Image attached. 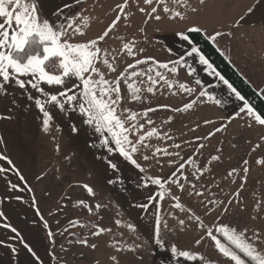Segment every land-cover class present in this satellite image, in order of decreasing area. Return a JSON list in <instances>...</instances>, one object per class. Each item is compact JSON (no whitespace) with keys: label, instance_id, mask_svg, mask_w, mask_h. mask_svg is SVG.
I'll return each instance as SVG.
<instances>
[{"label":"rangeland","instance_id":"1","mask_svg":"<svg viewBox=\"0 0 264 264\" xmlns=\"http://www.w3.org/2000/svg\"><path fill=\"white\" fill-rule=\"evenodd\" d=\"M251 1L204 0L201 4L200 0H187L185 6L167 0L170 9L180 11L186 18L169 19L161 4L158 6V14L162 17L160 21L138 10L144 7L150 11L151 7L157 6L155 3L145 5L144 0L130 1L126 12L121 14L126 18H122L116 30L100 42L101 59L96 64L109 81L107 87H111L121 71L125 72L120 83L122 99L116 105V111L122 118L136 114V120L125 121L126 127L129 124L137 126L135 129L129 127L128 131L129 139L138 148L133 157L149 178L159 177L163 182V187L158 185L156 219L159 217V238L163 240L164 247L154 246L157 238L155 231L149 240L135 237L131 233L134 229L127 228L128 221L116 212L110 220L98 226L108 231L90 235L87 245L79 244L81 247L77 248V242H73L70 236L65 237L62 244L66 252L63 255L55 253L51 264H205V261L209 264H234L223 257L216 250L214 242L205 235L207 229L214 230L218 225L244 231L257 251L264 253V164L257 163V160H264V126L246 112L240 113L243 102L237 100L217 76L204 70L206 66L198 62L196 54L185 55L191 46L175 35L177 31L191 26L200 27L207 38L216 31L224 33L211 42L264 97V26L258 23L259 27L254 30L253 27L249 30L241 26L242 22L250 19L249 12H244L250 8L247 5ZM193 8L195 12L191 10ZM257 20L262 21L263 18ZM128 21L130 28L124 25ZM233 23L235 29L227 37L225 32ZM94 34V30H87L86 39H94ZM123 43L134 44V56L122 50ZM182 55L184 60L180 64L169 63ZM149 56L161 63H169V68L175 67L177 71L159 68L156 63L146 60ZM104 59L117 68L116 73L108 70L103 64ZM136 59L145 60V63L129 69L127 65L135 64ZM149 67L152 69L150 72ZM132 71L146 74L131 76ZM157 71L173 85L171 88L165 81L152 84L148 80L149 75L157 79ZM128 83H132L139 92L129 90ZM181 83L193 91L181 90ZM148 87L153 88L152 93L147 92ZM201 91L207 95L200 96ZM134 94L139 95L140 99H133ZM209 96L215 99H209ZM217 99L221 101L220 104L215 103ZM192 101L195 103L186 111L172 110L183 108L185 103ZM148 108L155 111L145 115ZM124 109H128V112ZM148 120L152 123H147ZM206 120L210 123L206 124ZM152 128L156 129V134L147 136L146 133ZM141 135L145 136L143 141H139ZM156 149L166 150L171 155L156 152ZM144 156L149 159L145 160ZM213 156L219 159L213 160ZM182 162H185L183 174H178L177 183H172L169 177L177 172ZM245 168L247 172L243 171ZM233 169L235 171L229 175ZM176 204L181 207H176ZM196 217H199L198 221ZM181 220L185 222L183 226L179 224ZM96 230L97 227L93 228L91 233ZM218 233L214 232L215 235ZM255 233L260 234L259 240ZM202 236L201 244L196 245L195 240ZM173 243L181 250L199 253V257L191 261L179 257L170 259V245ZM93 244L99 246V251H92ZM137 245L140 247L136 248ZM132 248L136 250L129 251ZM113 256L117 258L116 261L110 259Z\"/></svg>","mask_w":264,"mask_h":264},{"label":"crops","instance_id":"2","mask_svg":"<svg viewBox=\"0 0 264 264\" xmlns=\"http://www.w3.org/2000/svg\"><path fill=\"white\" fill-rule=\"evenodd\" d=\"M121 3L123 0H38V11L41 20H54L58 28L68 22L73 28L79 25L84 35H75L73 42H83L87 30H94L96 34L92 38H96L117 14H123L117 8ZM247 6L253 11L241 26L249 30L259 27L258 23L264 26V0H252ZM6 7L11 9V5L6 4ZM3 19L6 18H0V22ZM120 21L110 30L111 34ZM124 25L131 27L129 21ZM233 27L234 23L231 34ZM230 29L225 32L227 37ZM23 79L27 82L29 77ZM0 83H3L2 78ZM79 83L70 80L68 86ZM40 87L49 95L65 90L64 86L42 82ZM81 90L75 87L69 94L79 96ZM37 97L52 117L47 131L43 126V113L35 106ZM59 99L65 103L63 109L54 106L48 96L27 83L24 89L14 81L0 89V156H7L12 162L0 159V168L7 170L0 173V212L4 214L0 217V240L4 241L0 244V264H51L55 253L66 252L62 244L64 238L71 237L80 228L76 220L81 217L97 218L84 240L92 235L93 228L110 220L116 212L134 226L131 233L135 237L149 240L154 235L158 185L152 184L144 172L115 151L116 146L107 132H96L95 123L84 122L87 117L80 113L77 102L69 104L64 98ZM9 182L17 188L11 190ZM85 185L93 190L91 194ZM142 204H147V208L139 207ZM4 224L18 230L23 242L33 249L39 260L23 247L20 239L13 238L15 234L3 227ZM49 231L52 238L48 236ZM8 244L17 249L16 253ZM75 244L81 247V243ZM95 250L99 251L98 245L92 248Z\"/></svg>","mask_w":264,"mask_h":264},{"label":"snow or ice","instance_id":"3","mask_svg":"<svg viewBox=\"0 0 264 264\" xmlns=\"http://www.w3.org/2000/svg\"><path fill=\"white\" fill-rule=\"evenodd\" d=\"M176 4L187 5V0H173ZM155 3L157 6L150 8V11H146V8L140 7L138 10L145 14L151 19L160 21L162 17L158 14V6L163 4V12L168 15L169 19L179 18L185 19V15L178 10L170 9L167 6V0H144L145 5H152ZM200 3L203 4L204 0H200ZM11 5V9L6 7ZM129 4V0H123V3L117 5L119 13H125L126 8ZM193 12L196 11L195 8L191 9ZM249 13L253 11L252 8L247 10ZM55 15V14H54ZM79 15V13L77 14ZM0 18L3 19L0 22V78H2L3 83H0V89H5L8 83L13 82L21 89H24L26 83L31 85V88L35 89L37 92L44 93L48 96V101L52 102L54 106L63 109L65 103H62L59 97L64 98L66 103L77 102L79 106V111L81 114L85 115L87 119L84 121L87 124L95 123L96 132H107L112 137V142L115 144L117 151L124 159L135 166L137 169H140L143 172V168L133 157V153L138 151L136 143H133L129 139L128 131L129 127L135 129L136 125L129 124L125 126V121L136 120V114L132 113L125 117H121L117 114L116 105L121 101V78L125 77V72L121 71L115 80L112 81L111 87L109 81L105 78L104 74L97 67L96 62L101 59L100 53L102 49L99 47V42L104 41L110 33V30L115 28L117 22L122 18L120 14H117L115 19L111 21L108 27L103 31L102 34L97 36L94 39H89L83 42H73L75 35H84L79 25L73 28V24L68 22L66 25L56 26L55 21H50L49 18H44L41 20L39 11H38V0H0ZM56 19H59L56 16ZM67 19V18H66ZM243 20V17H241ZM84 21H87V17L84 18ZM238 21L237 23H239ZM71 30V34H70ZM143 31L144 29H140ZM202 29L198 26H191L180 31H177L175 35L180 38L181 42H187L191 46V50L186 52L185 55L192 56L196 54L198 56V62L201 65L206 66L205 71L214 74L223 82V85L227 87L232 94H234L237 100L243 102V107L240 108V113H247L248 116L254 117L255 121L264 126V117L260 114H257L254 111V108L248 103L244 96L241 95L239 91L225 79L223 75L215 70L212 63L201 53V50L193 44V39L191 38V33H200ZM229 35L231 33H228ZM224 35L220 31H216L213 35L209 36L208 39L215 41L217 37ZM134 44L123 43L122 50H126L128 55L134 56L133 52ZM143 52V49L139 50ZM147 61L154 62L158 65L159 68L168 69L169 72H176L175 67L169 68V63L180 64L184 60V55L176 61H170L169 63H161L156 61L154 57H146ZM145 63V60L136 59L135 64H128L129 69H134L136 65ZM103 64H105L108 70L112 73L117 72V68L109 62V60L104 59ZM148 71H152L149 67ZM191 71V69H190ZM146 73H138L132 71L131 76L143 75ZM29 77L27 82L23 77ZM157 79H153L151 75L148 76V80L152 84H156L159 81H165L168 84V87H172L171 83L166 81V78L160 72H156ZM78 80L80 83L72 84L68 86V81ZM36 81V82H33ZM44 83L49 86H64L65 90L60 91L57 94L49 95L45 92L44 88L40 87V83ZM197 84L200 83L199 80L196 81ZM81 87L82 90L80 95L69 94L72 92V88ZM127 88L133 93H138L139 89L134 88L132 83L127 84ZM179 88L185 92H192L193 89L186 87L185 84L181 83ZM147 92L152 93L153 88L148 87ZM207 95L205 92L201 91L200 96ZM31 98V97H30ZM133 99H140L139 95H133ZM209 99H215L214 97L209 96ZM195 101L190 103H185L183 108L172 109L176 112L186 111L192 107V104ZM216 104H220V100H215ZM35 106L43 113V126L44 130L47 131L49 126V121L52 119L50 112L45 109V104L42 103L40 98H35ZM161 107H168L167 105H161ZM125 112H128V109H124ZM155 109L148 108L145 111V115L149 112H153ZM239 115V113L237 114ZM171 119V118H169ZM147 123L151 124L152 121L148 120ZM205 123H210V121H205ZM138 127L142 128L143 125ZM220 131V129H216ZM156 134V129L152 128L146 133L147 136H152ZM145 139L144 135L139 137V141ZM199 139V138H198ZM264 139V137H262ZM107 143V140L104 141ZM179 148L180 145H175ZM201 147H203L201 145ZM259 147V145H257ZM163 151L165 155H171L166 150L156 149V152ZM179 156V153H176ZM0 159L7 160L11 164V160L7 156H0ZM145 160H148V156H144ZM213 160L219 159L217 156L212 157ZM191 160V158H189ZM170 164H173L172 161H169ZM247 164V161H244ZM258 164H264V160H257ZM111 167L115 168V164H110ZM175 166V165H174ZM185 162L179 164L177 172H173L169 179L172 183H177L176 176L178 174L182 175V170L184 169ZM7 171L4 168H0V173ZM235 171L233 169L229 172V175ZM244 172H247L248 169H243ZM17 175L21 180L23 176L17 171ZM152 184L159 185L163 187V182L159 177L149 178ZM9 187L11 190L17 188L16 184L9 182ZM87 191L91 194L93 190L87 185L84 186ZM183 187V185H181ZM243 187V185H241ZM162 195V194H161ZM196 195H202V193H196ZM19 199V197H17ZM151 199V197H149ZM82 203V202H81ZM176 207H181L180 204H176ZM97 208L100 205H96ZM141 208H147V204L139 205ZM91 211V209H89ZM4 214L0 212V217ZM189 219H192L189 216ZM196 220H199V217H196ZM117 224L120 221H116ZM159 217L156 219V239L155 245L157 247H164V242L159 238ZM184 221H179L181 226L184 225ZM201 226H202V222ZM3 227L9 228L12 233L15 234L14 239H20V242L23 244V247L27 249L32 256L36 257L39 260V257L36 256V253L33 249L20 237V233L15 227H12L10 224H4ZM134 226L129 224L128 228L132 229ZM108 231L107 229L100 228L97 226V230L92 233V235H99L101 232ZM214 232H220L222 236L234 246L235 249L239 250V253H242L244 257L250 258L252 261H255V264H264V253L257 251L255 245L247 237L244 231H239L235 228H230L228 225H218L214 230L207 229L205 235L210 238L215 245L216 250L225 258L230 259L234 264H245V260L241 258V255L234 251L231 247L223 244L221 239L218 238ZM256 239L259 240L260 234L255 233ZM48 236L52 238L53 234L51 231L48 232ZM203 236L195 240V244H201ZM79 243L87 245V240H80ZM0 244H4V241L0 240ZM7 247L11 248L13 253H16L17 249L11 244H8ZM94 249L96 245H91ZM140 245H137L136 248H139ZM136 248L129 249V251H135ZM120 251V249H118ZM177 257L184 258L187 261L197 260L199 253H194L190 250H181L176 244L170 245V259L175 260ZM113 261H116V257H110ZM202 259V258H201ZM205 264H209L208 261H205Z\"/></svg>","mask_w":264,"mask_h":264},{"label":"trees","instance_id":"4","mask_svg":"<svg viewBox=\"0 0 264 264\" xmlns=\"http://www.w3.org/2000/svg\"><path fill=\"white\" fill-rule=\"evenodd\" d=\"M190 36L193 39V44L201 50V53L205 55L210 63H212L215 70L223 75L225 79L229 80L233 87L245 97L257 114L264 117L263 95L237 71L231 62L215 47L211 40L208 39L202 31L200 33H191ZM96 221V217L94 219H90L89 217L77 218L76 222L80 225V228L72 233V241L79 243L80 240H84L85 230H90L95 225ZM216 236L221 239L223 244L231 247L234 251H237V253L241 255V258L245 260V264H255V261H252L250 258L244 257L242 253H239V250L235 249L234 246L222 236V234L218 233Z\"/></svg>","mask_w":264,"mask_h":264}]
</instances>
